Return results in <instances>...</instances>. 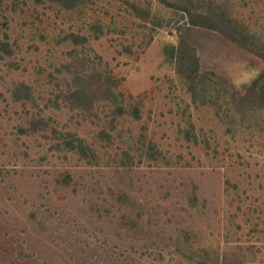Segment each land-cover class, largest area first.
<instances>
[{"label":"rangeland","instance_id":"1","mask_svg":"<svg viewBox=\"0 0 264 264\" xmlns=\"http://www.w3.org/2000/svg\"><path fill=\"white\" fill-rule=\"evenodd\" d=\"M263 68L264 0H0V264H264Z\"/></svg>","mask_w":264,"mask_h":264},{"label":"trees","instance_id":"2","mask_svg":"<svg viewBox=\"0 0 264 264\" xmlns=\"http://www.w3.org/2000/svg\"><path fill=\"white\" fill-rule=\"evenodd\" d=\"M52 1H56L65 7H69L73 5L74 2H76V0H52ZM186 15L188 17L187 24L181 25L177 28L179 43H178V47L176 48V54H177L176 61L180 60L181 54L184 50L183 49L184 42H187L184 40L185 36L190 37L191 35L199 33L202 30L210 31V30L215 29L214 22L209 18V16L205 14L192 13V12L186 11ZM75 37L79 38L81 40L80 42H82L84 39L81 36H75ZM178 71L184 74L187 79H190L187 76V74H185V72L179 69ZM262 76H264V68L260 71L257 77L251 80L250 84L246 86L245 91L243 93L237 92L238 100L242 101L243 103H247V105H252L254 103L251 100H249L250 98L262 100L264 98V91H262L261 89H257V82L260 80ZM89 77H91L90 79L91 80L93 79V81L95 82L96 81L100 82V79H101V76L99 73H95L93 76H89ZM86 78L87 77L83 78L82 81L83 82L86 80L89 81V79L88 78L86 79ZM190 89H191V86H190ZM86 90L87 88H85V86L83 85L79 86L77 89L73 91L72 96L76 97L77 99L83 98L86 96V93H87Z\"/></svg>","mask_w":264,"mask_h":264}]
</instances>
